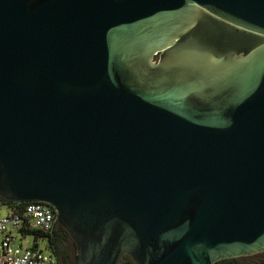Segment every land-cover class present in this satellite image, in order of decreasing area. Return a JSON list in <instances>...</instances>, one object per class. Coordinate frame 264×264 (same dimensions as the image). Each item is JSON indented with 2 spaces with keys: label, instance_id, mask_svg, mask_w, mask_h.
Masks as SVG:
<instances>
[{
  "label": "water",
  "instance_id": "95a60500",
  "mask_svg": "<svg viewBox=\"0 0 264 264\" xmlns=\"http://www.w3.org/2000/svg\"><path fill=\"white\" fill-rule=\"evenodd\" d=\"M0 197L72 264L264 251V0H0Z\"/></svg>",
  "mask_w": 264,
  "mask_h": 264
},
{
  "label": "built area",
  "instance_id": "2783aa9c",
  "mask_svg": "<svg viewBox=\"0 0 264 264\" xmlns=\"http://www.w3.org/2000/svg\"><path fill=\"white\" fill-rule=\"evenodd\" d=\"M6 207V212L0 215V264H57L51 251L38 244L45 239L30 234L31 231L46 234L54 230L58 224L54 208L43 201H28L18 210ZM25 235L32 237L29 246L19 241Z\"/></svg>",
  "mask_w": 264,
  "mask_h": 264
},
{
  "label": "trees",
  "instance_id": "16d2710c",
  "mask_svg": "<svg viewBox=\"0 0 264 264\" xmlns=\"http://www.w3.org/2000/svg\"><path fill=\"white\" fill-rule=\"evenodd\" d=\"M28 202L27 200L22 201H12L6 200L0 197V204L11 207L13 210H18L22 207L23 204ZM30 234H33L34 237L42 236L46 241V249L51 251L54 255V258L57 264H72V247L71 239L67 232L61 227L55 225L54 230L50 233L42 234L37 231H31ZM264 251H260L251 255H242L237 257H226L215 261L214 264H260L259 254ZM258 259V260H257ZM115 264H134L131 260V257L127 254L122 255Z\"/></svg>",
  "mask_w": 264,
  "mask_h": 264
},
{
  "label": "rangeland",
  "instance_id": "374dc122",
  "mask_svg": "<svg viewBox=\"0 0 264 264\" xmlns=\"http://www.w3.org/2000/svg\"><path fill=\"white\" fill-rule=\"evenodd\" d=\"M6 208L7 207L5 205H0V215L4 214L6 212ZM31 240H32V237L30 235H27V236L25 235L19 241L21 242V244L29 246L31 244ZM45 241L46 240H40L38 243L41 246V248H43V249H46L45 248ZM258 258H260V262H261L260 264H264V252L260 253Z\"/></svg>",
  "mask_w": 264,
  "mask_h": 264
}]
</instances>
